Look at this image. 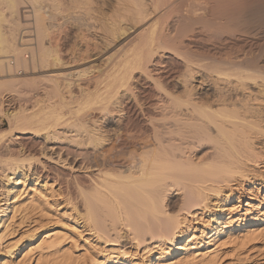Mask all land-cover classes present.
I'll use <instances>...</instances> for the list:
<instances>
[{"label": "bare ground", "instance_id": "6f19581e", "mask_svg": "<svg viewBox=\"0 0 264 264\" xmlns=\"http://www.w3.org/2000/svg\"><path fill=\"white\" fill-rule=\"evenodd\" d=\"M30 1L0 0V114L12 120L9 129H0V226L21 208L44 212L49 206L36 194L21 207L22 193H16L29 176H51L53 168L49 175L40 166L46 157L51 166L75 169L53 175L64 182L78 221L103 243L117 244L125 233L145 249L148 241L158 244L161 256L150 249V264H182L166 261L184 255L191 237V230L182 229L186 219L168 209L169 191L182 190L184 210H204L215 202L217 220L230 201L229 195L221 196L224 186L246 177L249 162L258 157L253 137L264 127V0ZM23 6L24 13L33 11V40L23 38L32 31L19 30ZM88 11L101 12L100 28ZM70 20L89 26L100 53L114 49L87 78L65 71L76 61L59 42L70 34H54ZM24 43L32 47L31 64L46 69L36 89L13 88L34 79L11 70L10 57L21 70L28 67ZM47 98L55 101L46 102L50 106L41 113L6 111L16 101L34 107ZM75 104L86 111L81 116L77 109L72 125L68 120ZM242 221L229 235L240 242ZM41 242L38 250L54 253L35 264L90 263L62 251L59 234ZM168 242L174 249L166 252Z\"/></svg>", "mask_w": 264, "mask_h": 264}, {"label": "rangeland", "instance_id": "374dc122", "mask_svg": "<svg viewBox=\"0 0 264 264\" xmlns=\"http://www.w3.org/2000/svg\"><path fill=\"white\" fill-rule=\"evenodd\" d=\"M97 1L99 0H96L95 3ZM29 2L32 3V1L30 0ZM26 5L27 4H24V6ZM24 6L21 8V11L23 13L19 16L21 25L19 26V30L23 31L24 33L32 31V33H26L27 35L24 36L23 32H20L18 29H16V32L19 35L16 34V32L15 34L17 36H21L22 33L24 39H35L36 33L33 30V26H31L30 24L32 23L33 11L24 13ZM27 6H29V4ZM95 7L96 5L94 6V8ZM96 8V12L97 10L101 11V9H98L100 8L98 7V5ZM30 9L32 10L33 8ZM88 12V17L86 18H89L87 19L89 20L88 22H93L95 19H92V14L94 13H91V11L89 12L91 13V19L93 20L91 21ZM98 13L100 14H94L96 18L95 23L99 25L98 26L94 23L95 26H97V29L100 28V23L97 22H100L99 20L101 19L100 17H97V15H102L101 12ZM47 21L49 22L48 18L45 20V22L47 23ZM72 21L74 22V20ZM72 21L70 20L71 23H67V27L66 25L56 27L54 29V34H57V38L65 37V35H63L65 34V32L66 34H70V38H68V40L64 41V39H62L59 42L60 49L62 50V48L64 47L62 52L65 53L69 48V50H71L70 52H74V54L70 52L69 54H73L74 57L72 56V60L75 58L74 60L76 61L75 63L73 62L72 64L67 65L65 71L71 72L73 74L72 77L78 79L79 75H82L83 77L84 74L87 78L88 76L90 77L91 75L96 74V72L98 71L96 70L98 69L97 67L100 68L102 61L107 58V56H109L114 51V49H107L105 52L100 53L96 50L95 45L97 40L95 38V35L91 32V29L90 31L87 30L89 26L87 27L83 22V24L79 23L81 25L80 26L79 24L75 23L76 21L74 23ZM6 26L9 27V24H6ZM6 31L8 32L9 28H7ZM10 39L12 40V37ZM24 45L22 46L24 47L22 57L25 59L27 58V69L23 70L25 68H22L21 70V67L19 68V65L17 64L18 60L16 62L15 57H10L12 61L11 66L13 67L10 68H12L11 70H15L16 68L20 69H16V72H14L15 74L20 72L18 74L19 76L34 79H28L27 82L25 81V84L20 83L13 88L19 90H31L32 85L33 89H36L38 83L37 81H39V83L40 81H42L41 78L44 75L43 73L46 72V69L40 71V68L38 66L34 67V65L31 64L32 47L30 48L31 45ZM25 47L28 48L25 49ZM4 71L8 72L7 63H4ZM26 71L28 73L27 75ZM11 73L14 74L13 72ZM82 77L80 79H82ZM35 81L37 83H35ZM52 101H55V99L49 101L47 98V101L45 99L44 102H42L43 104H45L46 102H49L51 104ZM42 102H37V104L35 102L37 106L35 105L36 107H31L25 105L23 101H16L14 106L10 107L9 110L8 108H6V111L14 113L18 111L20 113V111H22L25 113L28 109L29 112L27 111L26 113H33V111H35L36 113H41L43 110H48L47 108L50 106L49 103L43 105ZM40 104L42 105V107ZM72 106L73 107L71 115H73L69 118L70 120L68 121L73 125V119L75 120V117L79 115L76 114L78 110L83 107V105L76 106L75 104ZM18 108L22 110H19ZM81 111L85 112L86 110H79L80 113ZM82 115L83 114L81 113V116ZM78 118L79 116L77 117V119ZM11 124L12 120H8L7 116L3 117L0 114V129L7 130L10 128ZM262 129L263 132H261L262 130L258 129L261 134H256V136H258L253 137V147L254 150H256V154H258L256 163L249 162L250 169L249 172L246 173V177L242 179L240 178L241 176H238V180L230 182L223 188L224 192L221 194V196H230V201L226 209L227 211H225L227 213L229 212V215L225 213L226 217L220 216L217 220H215V218L213 219V212L215 210L213 204L215 202L211 203L208 208H204V210L200 205L199 206L201 208L198 207V209L196 206V210L195 207L186 208V210H184L185 206L182 209L184 205L182 203V190H180L179 187L175 186L172 191H169V194H167L165 201L168 205V209H170L171 213H174L175 211L174 214L181 213L180 218L183 219V221L186 219V221H184L185 224H182V229L184 231L191 230V237L187 242L188 250L184 252V255H170L166 259L167 262H180V260H182V264H264V127ZM44 158L46 159V157H43V159L40 160V166L43 168L45 165L46 170L44 169V171H47L48 173L50 169L53 168L54 170L51 169L52 172L50 171L51 176L58 173L57 171H59L58 174H61L60 176H63L65 172L66 174H69L72 170V173L76 172L75 169L66 165L64 166L62 164H52L53 166H51L48 164L49 161L47 162L48 158L46 160H44ZM70 163L71 162H68L67 165H69ZM51 176H49L47 180L41 174L39 175V177L29 176V179L27 180L25 186L19 185L20 187H17L16 193H18V195L22 193V197L19 202V205L21 207L28 204L27 198L34 197L36 194L38 198L40 197V195L45 196L44 199L47 200H44V202L48 201L46 203L49 204V206L46 207V210H43L44 212H30L29 210L25 211L23 210V208H21L17 213L11 214L8 218L3 219V222H1L3 224H1L0 226V264H35L36 260L39 259L40 256H50V254L54 253L53 250H49L43 247V251H40V249L38 250V247L42 243L41 241L44 237H46L47 235L52 236L55 234H59L60 236L62 251H69L74 253L76 256H81L82 259H86V261H89L90 263L92 261L91 264H150V261L148 259H150V256L152 254H155L158 257L161 256L160 250L155 248L158 245L157 243H149L150 241H148L147 244L149 247L148 249H145L144 244H138L137 241L135 242L129 239L128 236L123 233L124 231L122 232L123 237L121 236V238L118 239L119 241L117 244L103 243V240L99 239L94 231H92L89 227H86L84 223L82 224L80 221H78L79 218H77L78 216L76 212L66 201L65 192L63 191V188H65L64 182L61 181L60 183V180L57 181L54 175L52 177ZM211 197H213L212 194ZM183 211H185V213ZM241 220L245 221H242V238H240V242V240H238L237 238L231 237L229 235L232 229L238 226ZM221 229L223 230V233L221 237H218L219 231ZM206 246H209L208 250H205L204 247ZM150 249H154L157 251L153 253L150 252V255ZM164 249H166L165 251L168 252L170 251V249L173 250L174 248L171 246V243L168 242L164 246ZM207 252L209 253V256L206 255L203 258L202 254ZM87 256L89 257V259L91 257L92 258L88 260ZM207 256L209 257V260H207ZM193 257L196 258V260Z\"/></svg>", "mask_w": 264, "mask_h": 264}]
</instances>
